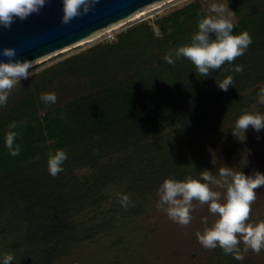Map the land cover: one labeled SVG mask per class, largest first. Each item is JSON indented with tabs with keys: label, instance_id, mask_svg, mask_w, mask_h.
<instances>
[{
	"label": "trees",
	"instance_id": "16d2710c",
	"mask_svg": "<svg viewBox=\"0 0 264 264\" xmlns=\"http://www.w3.org/2000/svg\"><path fill=\"white\" fill-rule=\"evenodd\" d=\"M228 1L239 17L234 31H248L252 43L211 76L200 77L186 58L174 65L163 59L190 43L191 29L204 15L199 3H190L158 21L163 36L151 47V64L43 115L44 104L33 95L0 109V255L13 254L14 264H57L107 230L125 209L118 194L131 198L126 211L141 213L167 178L196 179L204 170L218 175L208 134L233 136L230 128L242 113L264 109L257 96L264 87V8L249 10L258 0ZM142 39L153 42L145 24L120 36L128 44ZM235 65L243 71L234 72ZM229 75L233 85L220 90L217 82ZM9 131L21 145L15 157L4 146ZM254 143L230 151L227 161L252 174L258 163ZM58 149L68 158L53 177L47 161ZM110 190L117 191L111 199ZM107 200L120 205L118 212L103 209ZM210 261L249 264L219 247Z\"/></svg>",
	"mask_w": 264,
	"mask_h": 264
},
{
	"label": "rangeland",
	"instance_id": "374dc122",
	"mask_svg": "<svg viewBox=\"0 0 264 264\" xmlns=\"http://www.w3.org/2000/svg\"><path fill=\"white\" fill-rule=\"evenodd\" d=\"M212 2L214 0L157 1L154 3L160 4L148 8L145 10L147 13L136 20H127L118 28H111L108 31L103 28L101 29L103 31L98 30L101 32L88 42L76 44L80 42L78 41L67 46L70 48L66 51L62 50L67 47L33 60L36 64L34 75L14 87L4 107H11L16 101L31 95L38 97L43 93L55 92L56 103H43L44 109L39 112V115H43L47 110L62 107L69 101L92 94L125 78L140 67L155 61L151 47L162 39L163 34L158 23L161 18L190 3H199L205 14ZM223 2L229 5L235 23L239 19L238 15L232 10L228 0ZM262 8L264 0H258L249 10ZM142 24L150 26L153 33L152 43L151 39H142L139 44H128L124 42L125 40H120L122 34ZM196 30L197 28L191 29L190 35L192 36ZM176 48L174 46L171 50ZM258 110L264 114L261 106L259 109L254 107V111ZM246 135L247 139L241 142L223 131L216 135L208 134L209 140L213 141L211 144L213 163L218 169L231 167L234 171L240 172L227 161L226 156L235 149L248 148L249 143L254 140L255 152L252 156L258 158V163L253 168V173L264 172V129L256 132L249 128ZM116 192L109 191L110 199ZM158 200L159 196L156 195L141 213L133 209L126 211L120 208L118 216L116 219L112 217L111 224L105 232L95 237L92 242L80 245L57 264H212L210 257L215 248L202 247L196 237V233L202 232L205 227L202 222L204 218L208 219L209 226L216 219L208 212V206L193 201L192 221L187 226H181L170 220L166 212L157 207ZM102 205L103 209L114 207L117 212L120 206L113 203V200L103 201ZM249 221L253 223L264 221V187L257 189ZM243 255L249 264H264V250L260 254L251 250L243 251Z\"/></svg>",
	"mask_w": 264,
	"mask_h": 264
},
{
	"label": "clouds",
	"instance_id": "9594fccd",
	"mask_svg": "<svg viewBox=\"0 0 264 264\" xmlns=\"http://www.w3.org/2000/svg\"><path fill=\"white\" fill-rule=\"evenodd\" d=\"M48 2L49 0H0V28L9 29L16 20L24 21L31 14L40 13ZM96 2L97 0H62V22L67 24L73 18L88 13ZM234 28L237 25L229 5L223 0H214L197 21V30L191 36L190 43L179 46L174 53L165 54L163 59L167 64L174 65L177 59L186 58L194 64L200 77L211 76L212 70L220 69L226 62L231 64L252 43V36L248 31H234ZM3 55L9 59L0 60V108L7 105L14 87L22 80L32 77L36 69L32 59H12L16 56L13 47H5ZM233 71L242 72L243 66L235 65ZM217 85L226 92L233 85V77L226 76ZM257 96L258 102L264 104V87L259 89ZM40 100L45 104H54L57 95L55 92L43 93ZM249 128L256 132L264 129V114L244 112L230 129L232 135L243 142L247 139ZM16 137L15 131H9L5 136L4 146L13 157L18 156L21 151ZM67 158V153L62 149L50 153L47 161L49 174L55 177L61 173ZM261 187H264V172L245 174L236 172L231 167H221L217 176L204 170L196 179H165L157 190V207L165 211L174 223L187 226L193 218V201L206 204L208 212L216 219L210 226L208 219H203L205 227L202 232L196 233L198 242L206 249L219 247L225 255L242 261L244 256L241 244L244 245V252L251 250L260 254L264 250V221H249L257 189ZM118 200L125 209L132 204L127 194H118ZM14 262L13 254L0 255V264Z\"/></svg>",
	"mask_w": 264,
	"mask_h": 264
},
{
	"label": "water",
	"instance_id": "95a60500",
	"mask_svg": "<svg viewBox=\"0 0 264 264\" xmlns=\"http://www.w3.org/2000/svg\"><path fill=\"white\" fill-rule=\"evenodd\" d=\"M161 0H97L86 14L62 22V0H49L40 13L16 20L11 28H0V60L5 47H13L12 59L35 60L81 41L94 32L125 19L137 10Z\"/></svg>",
	"mask_w": 264,
	"mask_h": 264
},
{
	"label": "bare ground",
	"instance_id": "6f19581e",
	"mask_svg": "<svg viewBox=\"0 0 264 264\" xmlns=\"http://www.w3.org/2000/svg\"><path fill=\"white\" fill-rule=\"evenodd\" d=\"M167 1V0H166ZM163 3V2H162ZM157 4H160V3H154V4H152V5H149V6H146V7H144V8H142V9H139V10H137L135 13H133L132 15H130L128 18H126V19H123V20H120V21H118L117 23H113V24H111V25H109V27H107V28H105V29H103V30H107L108 31V29H111V28H113V29H115V28H118L119 26H121V24L122 23H124L125 21H127V20H136V19H138V18H140V17H142L143 15H145L147 12V9L148 8H151V7H153V6H155V5H157ZM146 10V11H145ZM103 30H101V31H103ZM101 31H98V32H96V33H94V34H92L91 36H89L88 38H86V39H84V40H82V41H80L79 43H76V44H82V43H85V42H88L89 40H92V38H94V36H96L99 32H101ZM70 47H67V48H65V49H63L62 51H66V50H68Z\"/></svg>",
	"mask_w": 264,
	"mask_h": 264
}]
</instances>
